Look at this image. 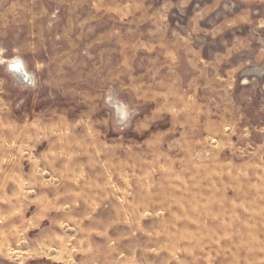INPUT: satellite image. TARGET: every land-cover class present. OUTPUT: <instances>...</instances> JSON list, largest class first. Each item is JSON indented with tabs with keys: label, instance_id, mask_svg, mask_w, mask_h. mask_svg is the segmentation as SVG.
Returning a JSON list of instances; mask_svg holds the SVG:
<instances>
[{
	"label": "rangeland",
	"instance_id": "374dc122",
	"mask_svg": "<svg viewBox=\"0 0 264 264\" xmlns=\"http://www.w3.org/2000/svg\"><path fill=\"white\" fill-rule=\"evenodd\" d=\"M0 264H264V0H0Z\"/></svg>",
	"mask_w": 264,
	"mask_h": 264
},
{
	"label": "bare ground",
	"instance_id": "6f19581e",
	"mask_svg": "<svg viewBox=\"0 0 264 264\" xmlns=\"http://www.w3.org/2000/svg\"><path fill=\"white\" fill-rule=\"evenodd\" d=\"M16 65H17V70L21 73V74H23L24 76L26 75V74H24V69H23V66L20 64V62H17L16 63Z\"/></svg>",
	"mask_w": 264,
	"mask_h": 264
}]
</instances>
